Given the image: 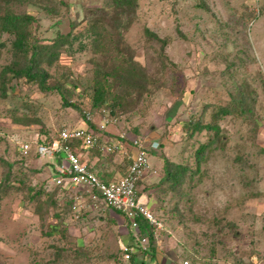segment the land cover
<instances>
[{
	"label": "rangeland",
	"instance_id": "obj_1",
	"mask_svg": "<svg viewBox=\"0 0 264 264\" xmlns=\"http://www.w3.org/2000/svg\"><path fill=\"white\" fill-rule=\"evenodd\" d=\"M6 8L34 17L38 45L68 36L39 64L42 90L7 69L27 61L0 31V264H129L128 221L85 188L56 185V158L36 152L88 110L103 136L160 144L156 173L138 184L163 224L146 264H264V0H0V18ZM96 81L109 103L123 97L115 124L92 110ZM95 154L114 159L92 149L84 160Z\"/></svg>",
	"mask_w": 264,
	"mask_h": 264
},
{
	"label": "built area",
	"instance_id": "obj_2",
	"mask_svg": "<svg viewBox=\"0 0 264 264\" xmlns=\"http://www.w3.org/2000/svg\"><path fill=\"white\" fill-rule=\"evenodd\" d=\"M86 119L91 118L90 111L85 112ZM117 117L104 112L102 116V127L115 124ZM125 139V134H120ZM71 140H79L81 149H73ZM20 154L27 156L31 145L27 141H18ZM160 146L155 139L146 141L134 137L126 145L105 139L103 135L83 127H63L57 137L50 143L41 142L37 144L39 155L57 156L53 179L56 184L73 183L92 193L93 199H100L102 202L120 213L128 220L129 227L133 231L136 240L143 246L148 242L147 236L139 237L137 216H142L152 227L154 236L163 229L161 220L157 218L153 210L141 199L138 194V184L148 174H155L156 170L151 167L149 154L155 152ZM97 148L105 154L117 151L123 152V159L127 160L125 172L115 180L105 182L93 172L87 162L83 159V152ZM84 150V151H83ZM77 204L74 205L76 207ZM121 250L125 259H129L130 251L127 245L122 244ZM182 264H189L184 260Z\"/></svg>",
	"mask_w": 264,
	"mask_h": 264
},
{
	"label": "trees",
	"instance_id": "obj_3",
	"mask_svg": "<svg viewBox=\"0 0 264 264\" xmlns=\"http://www.w3.org/2000/svg\"><path fill=\"white\" fill-rule=\"evenodd\" d=\"M5 1L8 3V0H5ZM34 20L35 19L31 14H28V13L16 14V13L12 12L11 10H9L8 8H6V10H4V12L0 18V31L10 33L14 36L13 41H12V49L14 50L13 53L15 54L16 57L18 56V58H21V57L24 58L25 57L26 61H27V65H25L24 67H19V68L15 69L14 66L19 65L18 64L19 60H16L13 63L14 66H11L7 69H9V71L12 72L13 75L16 77L24 76L29 81L37 83L42 90H50L51 88L49 86H46L47 74L43 69L41 70L39 64H40V62H44L46 59L45 57H47V56H52V57L58 56L57 51H56V47H58V46L61 47L63 45V39L66 38L68 35H58L57 36L58 38L56 40H54L51 45L50 44L38 45L34 40H32V28H33L32 24L34 23ZM107 35H108L107 38L113 37L110 33H107ZM104 41L106 42L107 40L104 39ZM27 56H29L30 58L27 59ZM94 85H95V87H94L93 97L91 100V104H92V108H93L92 110L98 109L100 111V114H102V116H103L105 111L108 112L109 115H111V116L114 115V113H115L114 110H116V108L122 106V101H120V99L122 100L123 97H121V96L114 97L113 96L111 98L110 103H109L108 102L109 98L107 97L108 92L105 89V87L103 86V84L99 83V81H96L94 83ZM54 88H59V86H55ZM63 99H64V101H63L64 105L71 106L74 108H78V106L76 104H74L73 102H69L65 98L64 95H63ZM88 111H90V113L92 115L91 110H88ZM221 111L223 112V114L228 113L227 110H225V109H221ZM85 112L86 111H84L83 116H84L86 124L84 126H78V127L91 129L93 132L98 133V129H97V126H95L94 120H91L92 117L90 119H86ZM196 126L194 128H196ZM207 127H210V126L208 125ZM199 129H201V128H199ZM60 130H59V132H60ZM38 139L39 140H38L37 144H40L41 142H45L44 140H40V138H38ZM123 141H124V139H123ZM45 143H50V142H45ZM127 143H129V142H127ZM127 143L124 142L123 144L126 145ZM70 144L73 147V149L74 148L75 149H81L79 140H71ZM206 147H207V144H205V143L201 144L198 148V153L200 155H202V153L204 152ZM36 152H37V150H36ZM117 153H119V151L111 153V154H107V155H114ZM27 156H24V157H27ZM87 165H88V163H87ZM89 168L91 169V167H89ZM183 170H184V168L181 165L177 166L172 171L167 172V178H173L174 180L179 179L183 173L182 172ZM95 173L101 180L108 182V180H105L104 178L100 177L97 172H95ZM106 207L110 210L117 212L119 215L123 216V218L125 220H127L126 217L122 213H120L119 211H117V210H115L109 206H106ZM136 220H137L138 227H139V233H138L139 237L147 236L148 242L145 245V247H143L136 240L133 233H130V232L128 233V234H130V236L132 238L131 241L129 242V244L127 245L129 248V251H130V257L128 260L129 264H141V262H138L137 256H141L143 260L149 255H151L153 257L155 252H156V247H157V241L155 240V236L153 234V227L142 216H137ZM130 230H131V228H130Z\"/></svg>",
	"mask_w": 264,
	"mask_h": 264
},
{
	"label": "crops",
	"instance_id": "obj_4",
	"mask_svg": "<svg viewBox=\"0 0 264 264\" xmlns=\"http://www.w3.org/2000/svg\"><path fill=\"white\" fill-rule=\"evenodd\" d=\"M104 138L108 139V140H111V141H115V142H121V143L125 142L120 137L119 138H114L113 140L108 138L107 136H104ZM88 152H86V153L83 152V154H82L83 155V159H85V154H87ZM97 155L98 154L93 155L92 158L89 157V160H88L89 162L87 161V163H88L89 167H91V169L94 172H97L100 177L104 178L105 180L110 181V180L118 179L125 172V170L127 168V165H126V167H124V164H122L123 163V152L122 151H119V153L112 155V156H114V159L112 161L106 160V161L100 162L101 160H100V158ZM54 157L56 158V163H57L59 158L57 156H54ZM117 157H119V158L117 159ZM149 160H150V164H151V167H152L151 157H150ZM56 163H54V167H55ZM53 170H54V168H53ZM69 184H73V183H69ZM139 196L141 197V199L143 201H146V197L144 195L139 194ZM146 203H148V202H146ZM147 206H148V204H147ZM109 212H110V214L112 216V219L115 220L116 222H118L121 218H123V216L119 215L117 212H115L113 210H110ZM131 239L132 238H130V235H127L126 244L128 242H130ZM149 256L152 258L153 261H156L155 260L157 258V253L156 252H155L153 257L151 255H149ZM174 256L177 258V254L173 252V257ZM137 259H138V262L141 261V264H146L145 263V259L143 260L141 256H137ZM164 264H180V263L177 262V261L175 262V260L172 259V261L169 262V263H167V260H166L164 262Z\"/></svg>",
	"mask_w": 264,
	"mask_h": 264
}]
</instances>
